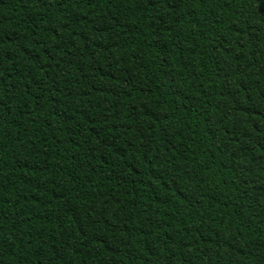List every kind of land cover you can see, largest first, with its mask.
<instances>
[{"label": "trees", "instance_id": "trees-1", "mask_svg": "<svg viewBox=\"0 0 264 264\" xmlns=\"http://www.w3.org/2000/svg\"><path fill=\"white\" fill-rule=\"evenodd\" d=\"M0 264H264V0H0Z\"/></svg>", "mask_w": 264, "mask_h": 264}]
</instances>
